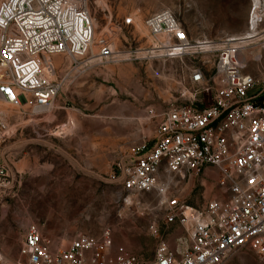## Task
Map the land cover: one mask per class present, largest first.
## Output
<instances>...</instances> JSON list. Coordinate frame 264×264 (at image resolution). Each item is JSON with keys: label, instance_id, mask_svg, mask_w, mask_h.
Segmentation results:
<instances>
[{"label": "built area", "instance_id": "built-area-1", "mask_svg": "<svg viewBox=\"0 0 264 264\" xmlns=\"http://www.w3.org/2000/svg\"><path fill=\"white\" fill-rule=\"evenodd\" d=\"M90 2L0 0L1 100L34 112L51 110L65 83L89 58L104 63L121 56L112 42L101 40L95 47ZM249 23L257 31L264 24L262 0L252 1ZM135 24L133 15L122 21L125 27ZM144 26L150 45L137 50L135 58L216 56L213 72L196 68L191 75L211 102L196 103V94L189 105L151 110L150 117L157 119L153 137L125 150L111 171L129 198L156 193L166 225L182 228L186 245L173 248L163 241L147 262L126 246L113 251L109 228L57 246L33 223L19 258L1 264H224L241 248L264 255V69L261 76L248 71L249 62L241 59L245 39L193 40L172 10L149 15ZM55 55L71 59L59 74L47 64ZM256 60L262 62L264 52ZM208 169L218 171L226 196L191 205L174 193L182 180L206 175ZM3 185L0 178V190Z\"/></svg>", "mask_w": 264, "mask_h": 264}, {"label": "rangeland", "instance_id": "rangeland-1", "mask_svg": "<svg viewBox=\"0 0 264 264\" xmlns=\"http://www.w3.org/2000/svg\"><path fill=\"white\" fill-rule=\"evenodd\" d=\"M252 1L91 0L95 47L101 40L112 42L121 56L104 63L89 58L65 83L51 110L34 112L0 99V264L19 258L23 236L33 223L57 246L109 228L113 251L126 246L147 262L163 241L186 245L184 230L166 225L156 193L129 198L111 171L125 150L153 137L157 119L150 117L151 110L189 105L196 94V103L211 102L191 75L196 68L213 72L216 56L135 58L151 41L144 19L169 9L191 39L222 41L251 30ZM129 15L136 24L125 27L122 21ZM263 28L251 30L258 33L257 40L241 56L256 76L264 69V60H256L264 52ZM70 63L65 55L47 60L58 74ZM216 174L182 180L174 193L191 205L226 196ZM224 264H264V255L241 248Z\"/></svg>", "mask_w": 264, "mask_h": 264}, {"label": "bare ground", "instance_id": "bare-ground-1", "mask_svg": "<svg viewBox=\"0 0 264 264\" xmlns=\"http://www.w3.org/2000/svg\"><path fill=\"white\" fill-rule=\"evenodd\" d=\"M256 2H257V0H256ZM249 29H251V30H253V31H257L255 28H249ZM251 30H248L245 34H244V36H239L241 39H245V42H246V44L247 45H250V44H253V43H255V41L257 40V36H258V33H254L253 31H251ZM94 42H95V39H94ZM94 45H95V43H94Z\"/></svg>", "mask_w": 264, "mask_h": 264}, {"label": "crops", "instance_id": "crops-1", "mask_svg": "<svg viewBox=\"0 0 264 264\" xmlns=\"http://www.w3.org/2000/svg\"><path fill=\"white\" fill-rule=\"evenodd\" d=\"M263 2H264V0H262ZM264 29V28H263ZM243 60L244 61H248V59H247V57H245L244 56V58H243ZM216 174V173H218V171L217 170H211V169H208L207 171H206V174ZM169 245L171 246V247H173V245L171 244V242H169ZM177 247H179V246H177ZM177 247H173V248H177Z\"/></svg>", "mask_w": 264, "mask_h": 264}]
</instances>
